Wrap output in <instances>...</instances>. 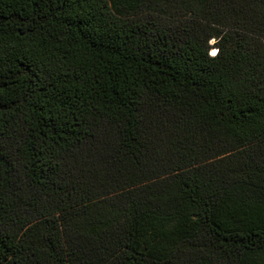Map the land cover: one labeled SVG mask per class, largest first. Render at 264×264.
<instances>
[{"label": "trees", "instance_id": "16d2710c", "mask_svg": "<svg viewBox=\"0 0 264 264\" xmlns=\"http://www.w3.org/2000/svg\"><path fill=\"white\" fill-rule=\"evenodd\" d=\"M0 264H264V0H0Z\"/></svg>", "mask_w": 264, "mask_h": 264}]
</instances>
